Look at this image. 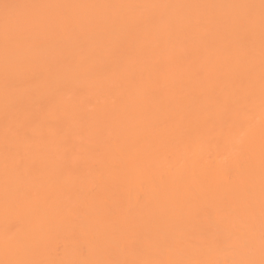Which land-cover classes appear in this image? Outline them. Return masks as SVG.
<instances>
[{
    "label": "bare ground",
    "instance_id": "6f19581e",
    "mask_svg": "<svg viewBox=\"0 0 264 264\" xmlns=\"http://www.w3.org/2000/svg\"><path fill=\"white\" fill-rule=\"evenodd\" d=\"M0 264H264V0H0Z\"/></svg>",
    "mask_w": 264,
    "mask_h": 264
}]
</instances>
